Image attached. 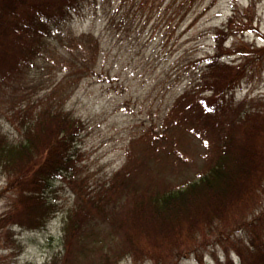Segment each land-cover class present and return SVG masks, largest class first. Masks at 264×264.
<instances>
[{
	"label": "trees",
	"instance_id": "1",
	"mask_svg": "<svg viewBox=\"0 0 264 264\" xmlns=\"http://www.w3.org/2000/svg\"><path fill=\"white\" fill-rule=\"evenodd\" d=\"M84 1L0 0V93L9 98V111L19 109L22 132L15 142L0 130V175L8 178L6 190L19 203L18 210L0 217V224L7 218L27 229L44 227L54 212L49 192L57 181L75 176L78 140L86 124L59 104L39 109L28 96V78L55 54L56 32ZM249 10L240 16L236 8L216 29L214 54L197 60L203 65L173 107L180 114L193 110L216 131L217 142L204 167L178 186L156 181L144 189L135 187L120 209L116 201L112 209L104 208L101 196H79L66 220L64 248L46 264H119L128 257L180 264L193 254L203 264L204 247L233 237L242 264H264V103L233 98L248 72L262 65L264 46L244 41L232 49L226 46L229 37L253 27ZM78 41V53L67 51L60 60L67 77L77 80L97 66L100 54L94 34H83ZM231 54H239L240 63L222 60ZM99 210L105 212L101 221ZM240 231L244 236H236Z\"/></svg>",
	"mask_w": 264,
	"mask_h": 264
},
{
	"label": "rangeland",
	"instance_id": "2",
	"mask_svg": "<svg viewBox=\"0 0 264 264\" xmlns=\"http://www.w3.org/2000/svg\"><path fill=\"white\" fill-rule=\"evenodd\" d=\"M236 8L240 16L250 9L254 23L229 37L227 48L238 41L263 47L264 0L84 1L56 32L55 54L35 66L28 78V96L39 109L59 104L86 124L78 140L75 176L57 181L49 192L54 212L44 227L27 229L7 218L1 222L0 264H46L63 250L66 220L79 196H101L104 208L112 209L116 201L120 209L135 187L144 189L156 181L178 186L198 174L212 154L216 131L193 110L180 114L173 107L203 65L197 60L214 54L215 31ZM89 33L100 42L97 66L78 80L67 77L60 60L67 51L78 53V38ZM62 39L72 41L70 47L61 46ZM239 58L231 54L222 60L238 64ZM15 94L19 105V89ZM233 98L264 103V61L248 72ZM8 100L0 93V130L16 142L22 137L19 109L10 112ZM7 183L0 175V217L19 209ZM96 216L101 221L105 212ZM233 238L204 247L203 264H242ZM119 264L153 263L128 257ZM180 264L200 262L193 254Z\"/></svg>",
	"mask_w": 264,
	"mask_h": 264
}]
</instances>
